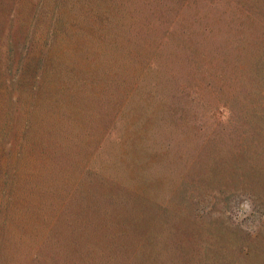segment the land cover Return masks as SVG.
Returning a JSON list of instances; mask_svg holds the SVG:
<instances>
[{
    "label": "rangeland",
    "instance_id": "rangeland-1",
    "mask_svg": "<svg viewBox=\"0 0 264 264\" xmlns=\"http://www.w3.org/2000/svg\"><path fill=\"white\" fill-rule=\"evenodd\" d=\"M0 264H264V0H0Z\"/></svg>",
    "mask_w": 264,
    "mask_h": 264
}]
</instances>
